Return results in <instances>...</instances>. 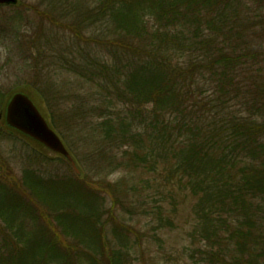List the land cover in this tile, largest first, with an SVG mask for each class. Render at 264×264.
Returning <instances> with one entry per match:
<instances>
[{"label": "trees", "instance_id": "16d2710c", "mask_svg": "<svg viewBox=\"0 0 264 264\" xmlns=\"http://www.w3.org/2000/svg\"><path fill=\"white\" fill-rule=\"evenodd\" d=\"M263 2L36 0L40 28L18 42L30 76L0 87V113L16 86H31L84 172L44 170L52 158L27 143L16 179L0 150V264H127L132 230L115 209L160 230L175 190L196 200L195 264H264ZM14 133L0 127V141ZM140 170L173 191L107 184Z\"/></svg>", "mask_w": 264, "mask_h": 264}, {"label": "rangeland", "instance_id": "374dc122", "mask_svg": "<svg viewBox=\"0 0 264 264\" xmlns=\"http://www.w3.org/2000/svg\"><path fill=\"white\" fill-rule=\"evenodd\" d=\"M34 2H36V0H18V4H7L4 6L0 4V87L3 89L13 88V86L17 84V82H19L20 80L28 79L27 77L30 76V72L25 70V68L23 67V63L21 62V51L22 47H24V44L22 45L20 43L18 45V42H20L19 36L22 35L21 32H23V34H25L26 32H31L30 29H32V24L33 29L35 28L34 31H38L40 28L35 25L38 24L39 18L33 11L32 4H34ZM19 4H26L28 6V12L19 13L16 8ZM254 6L255 4L251 5L252 8ZM262 10H264V2L262 4ZM31 20L33 23H31ZM17 49L20 50V54L16 52ZM16 53L18 55H16ZM16 62H18V64H16ZM20 69L25 71V76L22 73H18ZM13 90H21L29 94L36 102L43 116L45 118L46 116L48 117L42 99L40 98L38 93L32 89L31 86L22 84L16 86ZM0 127L4 130H8V127L6 126L3 118L0 120ZM14 134H6L4 135L5 137L3 136L0 141V150L3 154V158H5L9 164H12L13 170L11 172H9L8 170V173H11L14 178H20L22 170L25 167L24 162L22 161V157L23 155H27V152L29 151L26 148L28 144L30 145H28L29 147L42 151L46 156L52 158L53 161H51L47 168L44 170L51 173L59 172L75 177L77 172H75L72 167H69L67 163L65 164L63 162H60L59 160H57L56 162L54 161V159L58 158L57 154L52 153L51 151L46 152V149H44L43 146H41L39 143L17 133ZM82 172H84L83 169ZM78 175H81V173H79ZM124 175L126 174L121 171L112 172L106 179L107 184H116L124 189L127 188L128 185L138 184L139 186H143L139 190L144 189L142 192V194L145 193L144 196L150 195L152 197V191L154 193L156 192L152 188L150 189V186L158 185L160 188H162V192L167 193L166 195H170V190L173 191L171 185L164 186L159 184L157 182L156 176H152V174L145 171H142L141 173L131 172V175L127 179H122ZM143 180L144 182H142ZM147 182H149V185L147 184ZM94 185L96 186V184ZM146 185H148L147 188L144 187ZM103 187L104 186H100L99 189H103V195L105 196V206L107 209L112 208L113 199L109 192L111 193V191L113 190L112 188L110 189L107 187V191ZM173 195L177 201L174 205H172L171 198L165 196V200L162 205V214H164L163 218H165V220H168V226L163 227L160 230H158L157 226L153 224L156 227H154V230L152 229L151 231L147 223L151 221L150 215L147 216V214H141L137 216H131L130 214L125 213V209H115L114 216L116 222L123 223L124 221H126L127 225L130 224L129 226L132 230V233L130 234L129 244L132 243L133 245V243H135L134 247L132 245L130 246L129 252H125L130 254L126 257L127 264L196 263L193 259H190L188 255L189 250H187V248L190 246L188 231L196 222V214L194 208L196 200L192 196L182 194L181 190H175ZM139 198L136 197V199ZM151 202H153V199L149 198L148 204ZM159 203H161L160 200H158V204ZM174 206L176 207L175 210ZM73 207L78 208L77 206ZM80 212L84 213L81 210ZM107 218L108 216L106 214L104 216V219ZM107 227L108 230H110V225H107ZM62 238L65 239L64 237ZM107 238L111 241V243L115 244V242H117L115 236H113L110 231H108ZM62 250L71 254L84 253L76 247L75 243H71L69 241L64 242ZM107 259V256H105L104 261H106V263L110 260ZM33 263L35 262L33 261L31 264Z\"/></svg>", "mask_w": 264, "mask_h": 264}, {"label": "water", "instance_id": "95a60500", "mask_svg": "<svg viewBox=\"0 0 264 264\" xmlns=\"http://www.w3.org/2000/svg\"><path fill=\"white\" fill-rule=\"evenodd\" d=\"M15 2L16 0H0L2 4ZM1 117L2 115H0ZM6 121L9 126L39 141L50 151L67 157L75 171L80 172L62 140L50 128L46 119L28 95L19 92L12 96L6 109Z\"/></svg>", "mask_w": 264, "mask_h": 264}]
</instances>
